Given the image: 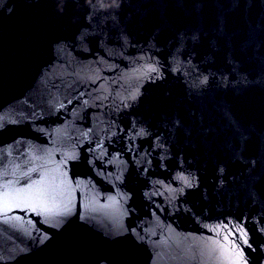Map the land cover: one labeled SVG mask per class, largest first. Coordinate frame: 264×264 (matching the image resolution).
I'll return each mask as SVG.
<instances>
[{"label":"water","instance_id":"water-1","mask_svg":"<svg viewBox=\"0 0 264 264\" xmlns=\"http://www.w3.org/2000/svg\"><path fill=\"white\" fill-rule=\"evenodd\" d=\"M0 264H264V0H0Z\"/></svg>","mask_w":264,"mask_h":264}]
</instances>
